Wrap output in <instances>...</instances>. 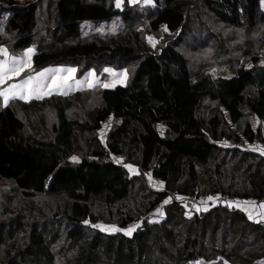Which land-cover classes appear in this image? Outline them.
Listing matches in <instances>:
<instances>
[{
	"label": "trees",
	"instance_id": "obj_1",
	"mask_svg": "<svg viewBox=\"0 0 264 264\" xmlns=\"http://www.w3.org/2000/svg\"><path fill=\"white\" fill-rule=\"evenodd\" d=\"M127 1L122 8L113 0L8 1L0 43L13 52L35 45L33 69L70 62L80 75L91 67L82 61L102 56L134 67L126 85L0 107V264H185L218 257L264 264V221L225 202L264 198V66L252 55L253 66H238L230 77H195L178 49L181 36L160 39L159 50L150 51L142 35L197 22L210 27L207 20L247 31L264 23L261 0ZM116 15L125 23L116 34H81L82 20ZM249 53L245 48L243 55ZM88 95L96 106L80 114L75 109ZM105 124L102 142L96 133ZM114 156L158 178L159 189L130 177ZM202 193L220 201L186 215L181 200ZM166 198L164 217L150 221ZM101 219L118 230L92 226ZM129 222L135 227L127 234Z\"/></svg>",
	"mask_w": 264,
	"mask_h": 264
},
{
	"label": "rangeland",
	"instance_id": "obj_2",
	"mask_svg": "<svg viewBox=\"0 0 264 264\" xmlns=\"http://www.w3.org/2000/svg\"><path fill=\"white\" fill-rule=\"evenodd\" d=\"M8 1L9 0H0V21H2L6 16L9 15ZM16 1H18V3H23L24 1L27 0H16ZM138 1L139 0H135V2L133 3L131 2V0H128L127 3L133 5ZM143 1L141 0V4L145 3V1L144 2ZM113 2L116 5V0H113ZM150 3H152V1ZM124 5L125 2L124 0H122L120 8H122ZM260 9L261 11L264 12V0H261L260 2ZM207 21L209 22L210 27L208 26V23L197 22L196 24H190L189 26L186 25L185 27L178 29V31L175 33H169L168 31L158 34L145 32L144 34H142L143 40L145 41V45H146L145 49L150 51H157L159 50L158 49L159 45H161L160 39L163 40V42H166L169 39H176L178 36H181V39L180 40L178 39V43H177L178 49L185 56L191 74L195 77L204 73H210L214 76L219 75L224 77H230L234 74V70L238 66L243 65L245 68L252 67L253 63L250 60L252 55H257V57L259 58L257 64L260 66H264V23L257 24L255 28L245 31L244 29L240 30V29L232 28L217 22L211 23L210 22L211 20H207ZM79 25H80V32L83 36H87L92 33H99L102 36H105L108 33L116 34L120 30L125 28V23L122 22L119 15H116L109 20H98V21L82 20ZM149 37L153 38L152 41H149L148 39ZM7 38H9V36ZM0 46H3L7 49L9 56H17V57L21 56L26 49L32 48L33 52L35 49L34 46L30 45L28 47H24L22 50L12 52L9 49L7 43L1 44ZM247 47L250 48L251 54L249 53L246 56H244L243 51ZM110 60L111 59L109 57L102 56L100 58L91 59L88 61H82L83 64L89 62L90 63L89 66L91 67L84 70L82 73H80V75L77 74L78 67L70 62L68 63L55 62L48 66H44L40 69H33L32 61H31V68H26L24 72L20 74V76L14 77L12 80L7 81L4 85H0V88L7 87L8 84L18 83L21 79L26 78L28 75L34 76L36 73L42 71L43 69H48V68L76 69V72L71 74L72 79L68 81V83L72 85L71 88H68L67 90L64 89L58 91L53 90L50 92V94H68L78 89L91 88L95 86L101 88H113L117 85H126L130 80L134 63L128 59H123L121 62L119 61L120 64H117L118 62H113V60L112 61ZM117 65L123 67H118ZM106 68H110L113 71L105 72L104 69ZM89 73H93V75L89 76L88 75ZM61 75H65V74H61ZM77 81H80L82 83L78 84L76 83ZM84 81L87 82L85 83ZM89 83L92 84L91 87L89 86ZM105 84L109 86L105 87L104 86ZM50 94L43 95L42 98L49 96ZM42 98L37 99L35 96H33L30 99L23 101H32V100L36 101ZM15 99H19V98H15ZM85 100L86 101L84 106H81L80 109H75L78 110L80 114H82L83 112H89L96 106V101L91 95H88L87 99ZM4 106L5 105L2 103V100H0V107H4ZM42 119L43 121L46 122L45 117H42ZM107 127L108 126H106V124L103 125V127L96 133V136L102 142L105 141V134ZM77 136L81 144L86 142V139L82 138V136L78 132H77ZM218 143L225 144V141L218 140ZM260 150L261 152L264 151V149H260ZM72 157H76V160H73L71 158L73 161L75 162L79 161L77 154H74ZM113 160L123 165L126 168L127 173L130 177L143 176L149 188L159 189V182L155 179V177H151L148 171H141L136 162L126 161L122 157H117V156H114ZM126 165H132V168H128L126 167ZM209 197H212V199H209ZM209 197L206 196L205 200L197 199L196 203L191 206L184 205L186 207V215L192 216L194 212V208L197 209V211H200L202 209L207 208L209 204H215L220 201V198L217 195H215L214 197L210 195ZM165 201L168 202L165 203ZM170 201L171 198H166L165 200H163V202H161L149 214L150 221H158L159 219L164 217L165 215L164 207ZM243 201L244 200L240 202L237 201L228 202V204L241 207L240 205H242L241 202ZM158 209L159 211H157ZM248 215L253 216L249 212ZM254 218L255 220H260L259 216ZM98 224H102L105 226V230L103 231H108V232L115 231V230L113 231L108 230L109 226H114L112 222L101 219L98 222ZM130 228L132 229L133 227ZM130 228H127L126 230ZM126 230L125 232L127 234H130ZM218 258L214 259L215 261L212 260L208 262L205 261L201 262L202 259H197L194 261V263L195 264H210L213 262L215 263ZM218 262L219 261H217V263ZM223 262L224 261L222 260V264ZM226 264H230V263L228 262Z\"/></svg>",
	"mask_w": 264,
	"mask_h": 264
},
{
	"label": "snow or ice",
	"instance_id": "obj_3",
	"mask_svg": "<svg viewBox=\"0 0 264 264\" xmlns=\"http://www.w3.org/2000/svg\"><path fill=\"white\" fill-rule=\"evenodd\" d=\"M135 2V0H131ZM146 3H150L151 0H145ZM122 0H116V7H121ZM149 41H152L153 38L149 37ZM33 49H26L25 52L17 56H9L7 49L3 46H0V85H4L7 81L12 80L14 77L20 76L26 68H31V55ZM105 72H112L110 68L104 69ZM75 68H48L43 69L42 71L33 75H28L26 78L21 79L18 83L8 84L7 87L0 88V100L2 103L7 106L10 100L19 98L21 100H28L31 97L35 96L37 99L42 98L43 95L50 94L53 90H67L71 88V84L68 83L72 79L71 74L75 73ZM65 74V75H61ZM89 76L93 73H89ZM85 83L87 81H84ZM76 83H82L77 81ZM91 87L92 84L89 83ZM105 87L109 85L105 84ZM73 160H76V157H72ZM128 168H132V165H126ZM212 199V197H209ZM168 201H165L167 203ZM261 208H264V204L260 205ZM159 211V209L157 210ZM251 218V216H250ZM85 223H88L85 221ZM93 227L100 228L105 230V226L102 224L92 225ZM135 227V226H133ZM108 230H118L115 226H109ZM132 229L126 230L130 233Z\"/></svg>",
	"mask_w": 264,
	"mask_h": 264
},
{
	"label": "crops",
	"instance_id": "obj_4",
	"mask_svg": "<svg viewBox=\"0 0 264 264\" xmlns=\"http://www.w3.org/2000/svg\"><path fill=\"white\" fill-rule=\"evenodd\" d=\"M1 44H5L4 42L3 43H0V45ZM32 46H34L35 47V45H32ZM9 47V46H8ZM9 49H10V47H9ZM11 50V49H10ZM35 50V49H34ZM13 52V51H12ZM31 58H32V56H31ZM32 61V60H31ZM69 94V93H68ZM242 203V205H240L241 207V209H243L247 214H248V212L251 214V215H253V216H251L252 218H254V217H257V216H259L260 217V221H263L264 220V208H261L260 207V205H262V204H264V201H255V200H246V201H243V202H241ZM238 207V206H237ZM256 209H255V208ZM248 211V212H247ZM249 216V215H248ZM250 217V216H249ZM255 219V218H254ZM219 260H221V262H222V260L224 261L223 262V264L225 263H228L227 262V259H225V258H223V257H220V258H218L217 259V261H219ZM213 261H215V260H213ZM217 261L215 262L216 264H221L220 262H218L217 263ZM201 262H204V260L202 259L201 260ZM207 262V261H206ZM214 262L213 263H211V264H215Z\"/></svg>",
	"mask_w": 264,
	"mask_h": 264
},
{
	"label": "built area",
	"instance_id": "obj_5",
	"mask_svg": "<svg viewBox=\"0 0 264 264\" xmlns=\"http://www.w3.org/2000/svg\"><path fill=\"white\" fill-rule=\"evenodd\" d=\"M261 148H264V144H263V146H260ZM158 182H160L159 181V179L158 178H155ZM213 197L215 196V195H213V194H211ZM206 196L207 195H203V194H200V195H189V196H187V197H185V198H183L181 201H182V204L183 205H188V206H191V205H194L195 203H196V201H197V199H200V200H205L206 199ZM210 196V195H209ZM209 196H207V197H209ZM243 199H237V198H235V197H231V198H226L225 199V202H240V201H242ZM261 201H264V198L261 200ZM128 227H133L134 226V223L133 222H129L128 223V225H127Z\"/></svg>",
	"mask_w": 264,
	"mask_h": 264
},
{
	"label": "bare ground",
	"instance_id": "obj_6",
	"mask_svg": "<svg viewBox=\"0 0 264 264\" xmlns=\"http://www.w3.org/2000/svg\"><path fill=\"white\" fill-rule=\"evenodd\" d=\"M188 264H195L194 262H189ZM211 264V263H210Z\"/></svg>",
	"mask_w": 264,
	"mask_h": 264
},
{
	"label": "water",
	"instance_id": "obj_7",
	"mask_svg": "<svg viewBox=\"0 0 264 264\" xmlns=\"http://www.w3.org/2000/svg\"><path fill=\"white\" fill-rule=\"evenodd\" d=\"M219 262L222 264L221 260H219ZM186 264H188V263H186Z\"/></svg>",
	"mask_w": 264,
	"mask_h": 264
},
{
	"label": "clouds",
	"instance_id": "obj_8",
	"mask_svg": "<svg viewBox=\"0 0 264 264\" xmlns=\"http://www.w3.org/2000/svg\"><path fill=\"white\" fill-rule=\"evenodd\" d=\"M189 263V262H188Z\"/></svg>",
	"mask_w": 264,
	"mask_h": 264
}]
</instances>
